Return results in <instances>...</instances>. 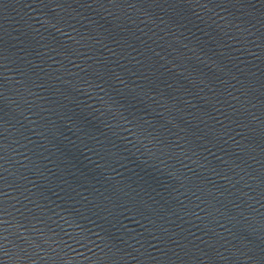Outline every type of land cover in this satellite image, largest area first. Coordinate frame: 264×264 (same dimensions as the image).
<instances>
[{
	"label": "water",
	"instance_id": "obj_1",
	"mask_svg": "<svg viewBox=\"0 0 264 264\" xmlns=\"http://www.w3.org/2000/svg\"><path fill=\"white\" fill-rule=\"evenodd\" d=\"M0 264H264V0H0Z\"/></svg>",
	"mask_w": 264,
	"mask_h": 264
}]
</instances>
